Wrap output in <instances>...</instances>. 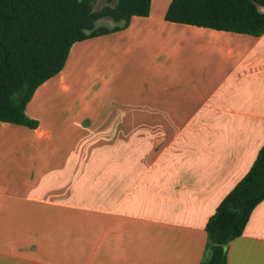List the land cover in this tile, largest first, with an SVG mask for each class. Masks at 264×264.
<instances>
[{
    "label": "crops",
    "instance_id": "1",
    "mask_svg": "<svg viewBox=\"0 0 264 264\" xmlns=\"http://www.w3.org/2000/svg\"><path fill=\"white\" fill-rule=\"evenodd\" d=\"M171 1L74 44L35 129L0 123V264L202 263L264 146V35L167 22ZM226 264H264V201Z\"/></svg>",
    "mask_w": 264,
    "mask_h": 264
},
{
    "label": "trees",
    "instance_id": "2",
    "mask_svg": "<svg viewBox=\"0 0 264 264\" xmlns=\"http://www.w3.org/2000/svg\"><path fill=\"white\" fill-rule=\"evenodd\" d=\"M0 0V123L35 129L25 114L39 87L64 68L74 44L120 32L132 17H148L151 0ZM264 0H172L170 23L253 37L264 35ZM109 18V28L97 23ZM264 201V146L248 173L209 218L201 264H226L229 244L240 238Z\"/></svg>",
    "mask_w": 264,
    "mask_h": 264
},
{
    "label": "rangeland",
    "instance_id": "3",
    "mask_svg": "<svg viewBox=\"0 0 264 264\" xmlns=\"http://www.w3.org/2000/svg\"><path fill=\"white\" fill-rule=\"evenodd\" d=\"M105 5H106L105 0H96L95 9L98 10ZM104 25H107V23H105Z\"/></svg>",
    "mask_w": 264,
    "mask_h": 264
}]
</instances>
